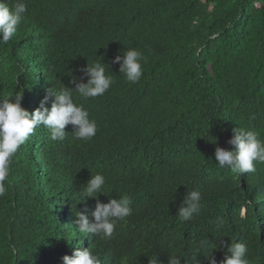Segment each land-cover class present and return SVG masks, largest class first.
<instances>
[{
	"label": "trees",
	"instance_id": "1",
	"mask_svg": "<svg viewBox=\"0 0 264 264\" xmlns=\"http://www.w3.org/2000/svg\"><path fill=\"white\" fill-rule=\"evenodd\" d=\"M24 2L17 34L0 45V100L19 92L32 113L48 89L74 88L73 76L86 83L82 70L96 61L115 82L100 97L73 93L97 122L91 140H76L68 125L66 138L53 141L41 125L13 157L0 198V264H63L78 247L121 264L109 240L135 264L153 255L161 264L170 255L210 264L211 253L220 264L221 241L244 243L248 264H264V189L251 188L258 178L264 188V163L248 176L215 161L217 146L231 150L238 126L264 140V0ZM131 48L146 60L135 84L112 63ZM97 173L106 178L99 202L131 199L129 221L111 239L75 229V211L94 219L97 199L79 202V190ZM194 190L200 212L179 222V205ZM129 228L131 245L118 238Z\"/></svg>",
	"mask_w": 264,
	"mask_h": 264
},
{
	"label": "clouds",
	"instance_id": "2",
	"mask_svg": "<svg viewBox=\"0 0 264 264\" xmlns=\"http://www.w3.org/2000/svg\"><path fill=\"white\" fill-rule=\"evenodd\" d=\"M28 12V5L24 0H15L9 4V0H0V45L8 44L17 34ZM146 62L144 54L136 48H131L123 54L115 57L112 63L119 64V71L128 82L138 83L143 76V63ZM105 64L101 61L89 63L82 71L87 82L82 78L72 77L74 88L64 85L58 91H50L41 101L40 106L32 113L22 107L23 94L17 92L14 97L0 100V198L8 191L7 182L10 175V166L13 157L34 133L38 126L46 127L53 141L64 140L68 132L66 126H72V132L76 140L89 141L96 136L97 122L90 118L89 112L77 104L73 99V93H77L84 99L103 96L114 84L111 75L107 74ZM110 66V65H109ZM50 97H54L49 109L46 105ZM233 137L228 141L231 150L217 146L215 149V161L221 168L230 169L240 175L256 171L257 163H264V140L259 133L238 126L233 129ZM106 178L103 174L92 175L86 184L79 190V202L90 198L97 199L94 211L89 214L75 211L76 231L84 237H99L111 239L119 222L127 224L128 217L132 214L131 199L128 196H119L118 199H110L108 203L99 202V196L105 195ZM253 189H264L260 178L251 183ZM202 194L200 191H187L182 203L179 205L177 219L179 222H192L193 216L201 209ZM78 202V203H79ZM197 217V216H196ZM125 243H134V233L129 232L123 237H118ZM109 248L115 255L120 256L121 264H135L136 260L128 251L121 250L118 245L109 240ZM203 246V245H202ZM225 251V259L220 264H248L246 259L247 246L244 243H226L221 241ZM210 264H217L212 255L206 257ZM63 264H106L98 255L90 251V248L78 247L74 255L63 257ZM148 264H161L159 256L153 255ZM169 264H181L179 257L170 255Z\"/></svg>",
	"mask_w": 264,
	"mask_h": 264
},
{
	"label": "bare ground",
	"instance_id": "3",
	"mask_svg": "<svg viewBox=\"0 0 264 264\" xmlns=\"http://www.w3.org/2000/svg\"><path fill=\"white\" fill-rule=\"evenodd\" d=\"M257 204H258V201H257ZM259 205V204H258ZM260 206V205H259Z\"/></svg>",
	"mask_w": 264,
	"mask_h": 264
}]
</instances>
